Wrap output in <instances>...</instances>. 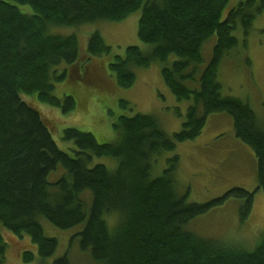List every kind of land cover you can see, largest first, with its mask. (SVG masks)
<instances>
[{
    "label": "trees",
    "instance_id": "16d2710c",
    "mask_svg": "<svg viewBox=\"0 0 264 264\" xmlns=\"http://www.w3.org/2000/svg\"><path fill=\"white\" fill-rule=\"evenodd\" d=\"M228 1L0 0V226L19 236L26 233L43 259L54 255L58 240L44 234L41 218L61 230L83 225L74 237L96 264H264V232L247 250L201 237L188 227L233 198L241 200L244 223L255 192L233 187L207 202H189L188 191L179 194L175 187L178 155L167 158L160 175H151L158 156L196 139L210 115L223 113L232 119L236 138L253 151L257 190L264 192V123L248 102L224 96L218 79L220 64L238 48L233 31L240 24L247 33L264 11V0L240 2L221 21ZM21 5L30 6L32 14L21 12ZM136 11H141L138 37L152 47L145 53L128 46L125 56L109 62V71L118 86L128 88L136 79L133 68L154 61L163 65L171 93L190 103L181 130L168 134L153 115H121L115 142L98 143L91 132L65 128L61 140L72 146L61 149L50 123L23 95L68 112L74 97L62 101L53 94L52 79L66 76V70L56 75L57 67H82L83 59L102 57L109 47L94 31L80 58L77 37L54 35L53 28L122 21ZM212 36L211 58L201 69L202 49ZM170 56L175 60L166 65ZM95 157L114 158L117 165L110 170ZM59 167L64 172L50 181ZM5 250L0 234V264ZM22 258L31 261L33 254L24 252ZM52 264L71 262L66 253Z\"/></svg>",
    "mask_w": 264,
    "mask_h": 264
},
{
    "label": "rangeland",
    "instance_id": "374dc122",
    "mask_svg": "<svg viewBox=\"0 0 264 264\" xmlns=\"http://www.w3.org/2000/svg\"><path fill=\"white\" fill-rule=\"evenodd\" d=\"M243 1L245 0H229L222 10L221 21L226 19L232 8ZM20 10L32 14V8L28 5H21ZM140 13L141 11H136L117 22L103 21L78 27L53 28L54 35L77 37L80 58H85L88 39L94 31L101 34L109 47V51L103 53L102 57H93L87 62L83 59L82 67L67 64L57 67L56 75L66 70V76L60 81L52 79L53 94L62 101L66 95L74 97L75 106L68 112H63L60 106L38 104L32 97L23 95L51 124L50 132L61 149L70 151L68 148L72 146V143L61 140V133L65 128L91 132L98 143L115 142L118 137L115 125L121 115H153L168 134L181 130L185 111L190 103L178 101L171 93L162 78L163 65L154 61L146 68H133L136 79L128 88L118 86L114 75L109 71V62L113 57L125 56L128 46H138L145 53L150 51L152 46L142 42L137 34ZM245 33L244 28L238 24L233 31L238 48L220 64L218 79L224 96L248 102L264 123V11L256 16ZM215 41V36H212L205 43L202 49L204 64L201 69L210 60ZM173 60L175 57L170 56L166 65H170ZM121 102L124 106L120 105ZM176 108L180 109L181 115L176 114ZM172 155H178L180 159L176 173V191L179 194L188 191L189 202H207L233 187L255 192L251 212L244 223L240 221L239 215L241 200L233 198L196 218L188 226L201 237L234 248L252 250L264 232V192L257 190V168L253 151L236 138L232 119L223 113L210 115L196 139L180 142L173 152L158 156L152 177L162 173L166 168L167 158ZM94 162L104 163L110 170L117 165V160L111 157H95ZM63 172L64 169L59 167L49 175V180L57 179ZM40 224L46 236L58 240L54 255L41 258L37 245L26 233L19 236L0 226V234L6 247L2 264H52L55 258L66 253L71 264H96L88 253L80 251L78 237H74L83 225L61 230L44 218L40 219ZM24 252L33 254L31 261L23 260Z\"/></svg>",
    "mask_w": 264,
    "mask_h": 264
}]
</instances>
